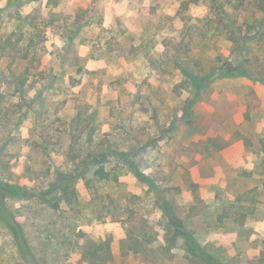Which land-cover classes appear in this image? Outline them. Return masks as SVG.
<instances>
[{
	"label": "rangeland",
	"instance_id": "rangeland-1",
	"mask_svg": "<svg viewBox=\"0 0 264 264\" xmlns=\"http://www.w3.org/2000/svg\"><path fill=\"white\" fill-rule=\"evenodd\" d=\"M262 5L0 0V264H264Z\"/></svg>",
	"mask_w": 264,
	"mask_h": 264
},
{
	"label": "trees",
	"instance_id": "trees-1",
	"mask_svg": "<svg viewBox=\"0 0 264 264\" xmlns=\"http://www.w3.org/2000/svg\"><path fill=\"white\" fill-rule=\"evenodd\" d=\"M259 2H264V0H257ZM260 4V3H259ZM258 4V5H259ZM264 9V6H261ZM236 69L232 64H226L222 70L224 75H229L230 73L236 72ZM14 188H9L6 184L0 182V192L9 191V193L13 194ZM195 242V240H193ZM88 258L90 264H106L108 261L112 259L111 245L110 242H104L102 245L97 244L93 249L88 250ZM207 264H211L207 262Z\"/></svg>",
	"mask_w": 264,
	"mask_h": 264
}]
</instances>
